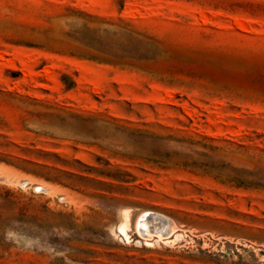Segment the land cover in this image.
<instances>
[{
    "label": "rangeland",
    "instance_id": "obj_1",
    "mask_svg": "<svg viewBox=\"0 0 264 264\" xmlns=\"http://www.w3.org/2000/svg\"><path fill=\"white\" fill-rule=\"evenodd\" d=\"M0 264H264V0H0Z\"/></svg>",
    "mask_w": 264,
    "mask_h": 264
},
{
    "label": "bare ground",
    "instance_id": "obj_2",
    "mask_svg": "<svg viewBox=\"0 0 264 264\" xmlns=\"http://www.w3.org/2000/svg\"><path fill=\"white\" fill-rule=\"evenodd\" d=\"M126 218L129 219L127 216ZM128 227V220H126L120 225L119 229L122 234H124V237L129 240L128 233L126 232ZM136 229L140 238L147 246H152L155 242V238L161 240L166 239V243L179 238V235L176 234L174 240H168L175 234L176 226L170 218L154 211H145L141 213L136 222ZM137 242L141 243V241Z\"/></svg>",
    "mask_w": 264,
    "mask_h": 264
}]
</instances>
